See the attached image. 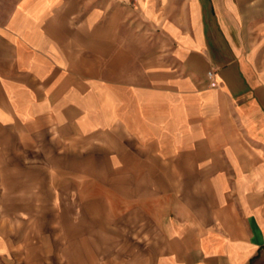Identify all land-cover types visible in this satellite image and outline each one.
I'll return each mask as SVG.
<instances>
[{
    "label": "crops",
    "instance_id": "0c3cea01",
    "mask_svg": "<svg viewBox=\"0 0 264 264\" xmlns=\"http://www.w3.org/2000/svg\"><path fill=\"white\" fill-rule=\"evenodd\" d=\"M0 264H264V0H0Z\"/></svg>",
    "mask_w": 264,
    "mask_h": 264
},
{
    "label": "built area",
    "instance_id": "2783aa9c",
    "mask_svg": "<svg viewBox=\"0 0 264 264\" xmlns=\"http://www.w3.org/2000/svg\"><path fill=\"white\" fill-rule=\"evenodd\" d=\"M212 75H213L212 72H208L209 77H212Z\"/></svg>",
    "mask_w": 264,
    "mask_h": 264
}]
</instances>
